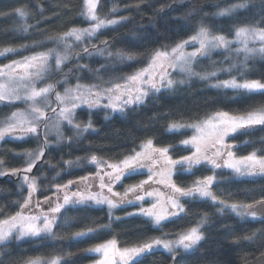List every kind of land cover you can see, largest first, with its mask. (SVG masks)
Masks as SVG:
<instances>
[{
	"label": "snow or ice",
	"instance_id": "snow-or-ice-1",
	"mask_svg": "<svg viewBox=\"0 0 264 264\" xmlns=\"http://www.w3.org/2000/svg\"><path fill=\"white\" fill-rule=\"evenodd\" d=\"M84 2L85 11L82 14L89 21L88 27H72L61 34L49 36L48 39L54 41L56 47L0 64V103L10 106L16 101H23L27 105L25 110L17 109L0 119V141L5 138L25 140L42 137L38 150L26 153L28 160L25 166L22 169H11V174L20 178L19 195L23 199L22 202H13L18 208L14 214L4 216L3 210L0 209V217H3L0 218V249L13 240L63 239L64 237L54 229L66 226L67 211L78 207L106 206L109 224L75 231L72 238L77 240L93 237L95 233L111 228L113 221L133 216L142 217L154 229L160 230L164 223L175 222L187 215L182 202L184 200L210 202L219 206L220 213L228 210L237 217L264 223V198L250 204L229 203L212 190L219 182L217 170L229 169L239 177H264V155L258 154L264 152V148L254 149L247 155H237L235 149L239 146L228 143V140L236 138L237 133L247 132L255 126H264V108L245 114L216 110L206 113L203 118L173 121L168 124L169 133L183 134V131L188 129L192 132L178 145L157 146L152 138H148L141 141L138 149L133 148L118 161L92 154L84 160L88 165L95 167V172L79 176L76 180H68L67 183H56L52 186L55 191L51 196L45 195L42 200L37 198L38 179L30 174L44 157L45 150L50 147V132H55L57 143L65 138L61 130L65 123L77 137H82L90 131L95 132L91 120L92 110H110L111 113L124 115L126 110L144 105L150 96L161 93L162 90L170 91L193 77L206 81L214 80L215 83L209 86L216 89L264 93V82L261 80L245 79L241 82L236 76L218 79L220 73L230 74L233 70L246 69L248 61L257 56L264 58V3L261 5L259 19L254 23L234 26L230 36L222 31H213L201 23L187 38L171 44H161L147 53H136L124 48L113 50L107 40H101V46L91 43L99 32L121 23V20L99 16L98 0ZM246 9H249V0H240L220 8L214 15L232 16L238 10ZM115 11L117 9L114 7L113 12ZM16 12L21 18L28 16L23 9H17ZM29 28L30 26L24 23L20 31L27 33ZM77 47L80 48L79 52L74 51ZM18 51L15 47L0 48V57ZM214 52L227 53L224 57V60L229 62L227 67L223 66L224 61H220V66L217 67V61L210 59ZM81 53L89 58L99 56L117 63L137 61L139 57L144 56V66L130 74L116 75L106 80L101 72H108L109 68L115 67L114 63L101 64L98 68L77 64L76 69L91 73L95 82H82L83 78L76 76V83L72 84L69 81L72 69L63 73V68L73 58H83ZM204 59L210 60L212 70L197 71L200 61ZM53 71L62 73L63 79L54 83L46 82ZM175 75L184 78L177 80ZM58 85L63 86V92L57 90ZM53 95L54 101L51 99ZM82 108H87L89 113V119L83 123L77 120V110ZM105 119H109V115L106 114ZM253 143L244 141V146ZM260 143L264 144V138ZM181 147L189 154L174 158L172 152ZM81 159L77 157L75 161L64 163L71 168L79 166ZM2 167L3 161H0V168ZM201 168L212 174L197 177L187 186H181L173 179L174 176H195L196 171ZM141 173L146 174L147 179L124 185L123 192L116 190V186L122 185L125 179ZM5 174L0 171V176ZM59 174L57 172V176ZM127 205L136 206L137 211L126 213L124 217L113 215L115 209ZM207 221L208 216L204 214L195 226L177 233L175 239H169L168 234L163 233L161 236L148 237L127 246H120L118 240L113 237L85 249V253L99 257L94 264H143L145 256L162 250L171 255L175 264L178 251H192L204 239L201 229ZM2 254L3 252H0V255ZM72 255L70 252L61 253L47 260L37 257L29 259L26 264H66L65 257ZM256 264H264V252L257 258Z\"/></svg>",
	"mask_w": 264,
	"mask_h": 264
},
{
	"label": "trees",
	"instance_id": "trees-1",
	"mask_svg": "<svg viewBox=\"0 0 264 264\" xmlns=\"http://www.w3.org/2000/svg\"><path fill=\"white\" fill-rule=\"evenodd\" d=\"M240 0H100L98 15L110 19L121 20V23L107 28L93 39L94 44L100 45L101 40H107L113 50L124 48L136 53H147L158 48L161 44H171L177 40L187 38L201 24L204 23L213 31H222L231 35L234 26L254 23L259 19L261 5L264 0H249V9L239 10L232 16L218 17L214 13L220 8L228 7ZM117 11L113 12V8ZM84 0H0V48L15 47L19 51L0 57V64H7L11 60L21 59L34 52L46 51L53 48L54 41L49 36L61 34L72 27L84 28L88 22L83 16ZM23 9L28 13L26 18L18 16L16 10ZM254 13L256 15H254ZM27 23L30 28L27 33L20 31ZM21 45H31L22 48ZM219 54H213L211 60L216 61ZM144 56L137 61L117 63L107 61L104 57L94 56L70 60L63 68L68 73L69 81L76 83V76L82 77V82H95L93 75L87 71H78L77 64H88L98 68L101 64L114 63L115 67L108 72H101L107 80L112 76L130 74L143 67ZM212 70L210 60L200 61L198 71ZM239 77L246 80H261L264 82V58H254L248 61L247 68L239 73ZM63 79L62 73L54 72L48 80L52 83ZM196 78V77H195ZM206 80L192 79L187 85L163 91L149 97L142 106L126 110V114H116L105 119L103 111H92L91 120L95 132L84 133L77 137L75 132L64 128L66 142L50 146L34 170L38 179L39 190L37 198L51 196L56 183H67L79 176L95 172V168L88 165L85 157L92 154L109 160L118 161L133 148L138 149L141 141L148 138L154 140L157 146L168 144L178 145L182 139L191 135L190 132L169 133L168 124L173 121H191L203 118L206 113L216 110L228 111L234 114H245L259 108H264V93L237 92L229 89L210 88ZM60 91V90H59ZM23 109L21 104H0V119L9 116L11 112ZM88 110L79 109L77 120L87 122ZM68 138H71L69 141ZM264 138V126H255L247 132L236 134L231 143L238 145L237 155H247L254 149L264 148L261 139ZM244 141H253L244 146ZM41 144L37 138L13 140L6 138L0 144V161L3 169L11 174V169H22L26 164V153L36 151ZM182 147L172 152L174 158L188 155ZM258 154L264 155V152ZM82 158L79 166L71 168L65 161H75ZM59 172V176H57ZM207 169L197 170L195 176H174V180L181 186H187L197 177L211 175ZM55 177V179H53ZM139 175L125 179L124 185L136 183ZM0 209L4 216L14 214L18 208L13 203L23 197L19 195V178L14 175L0 177ZM218 183L213 186V192L229 203H254L264 198V177L257 179H237L234 174L226 170H218ZM121 190V189H119ZM26 196V190H24ZM187 215L175 222L164 223L160 230H156L142 217L133 216L121 221H113L111 228L101 230L93 237L73 239L72 233L86 227L109 224L108 212L105 208L78 207L67 211L68 224L54 229L63 239H34L14 241L0 249L2 264H26L29 259L37 257L47 260L61 253H72L65 257L66 264H89L96 257L85 253V249L97 243H103L115 237L120 246H127L148 237L161 236L167 233L169 239H175L176 234L195 226L204 214L208 221L201 231L204 239L197 248L190 252L178 251L175 264H244L264 252V223L252 221L250 218L237 217L231 211H218V205L199 200L184 201ZM47 205H45L46 207ZM127 208L117 211L123 215ZM3 218V217H0ZM255 234V235H254ZM252 237V239H247ZM173 259L164 251H155L145 256L143 264H171Z\"/></svg>",
	"mask_w": 264,
	"mask_h": 264
},
{
	"label": "rangeland",
	"instance_id": "rangeland-1",
	"mask_svg": "<svg viewBox=\"0 0 264 264\" xmlns=\"http://www.w3.org/2000/svg\"><path fill=\"white\" fill-rule=\"evenodd\" d=\"M99 2H100V0H98V4H99ZM98 4H97V9H98ZM84 11H85V2H84V8H83V13H84ZM239 11V10H238ZM97 14H98V11H97ZM84 16V15H83ZM85 18V17H84ZM87 21V20H86ZM88 22V26H89V21H87ZM87 26V27H88ZM111 27H113V26H111ZM110 28V27H109ZM105 30V29H104ZM104 30H102V31H104ZM101 31V32H102ZM101 32H99V33H101ZM98 33V34H99ZM94 39V38H93ZM93 39H92V41H91V43L93 42ZM53 47H56V44L53 46ZM190 50V49H189ZM74 51H76V52H79L80 51V48L79 47H77V48H75L74 49ZM213 54H219V56L217 57V59H216V61H217V67H219L220 66V64H219V62L220 61H224V67H227L228 66V61H226V60H224V57H225V55H227V53H221V52H214ZM212 54V55H213ZM81 55H82V57H83V53H81ZM86 56V55H85ZM255 58H260V57H255ZM76 59V58H75ZM254 59V58H253ZM19 60V59H18ZM252 60V59H251ZM53 65H54V61H53ZM197 70V69H196ZM243 70L244 69H241V71H236V70H233L232 71V73H230V74H228V73H220L219 75H218V79H221V80H224V79H229V78H231V76H236L241 82H243V80H245V79H242V78H240L239 77V73H241V72H243ZM198 71V70H197ZM53 73H54V71L52 72V74H51V76L53 75ZM51 78V77H50ZM175 79H177V80H179V79H182V78H184V77H182V76H180V75H175V77H174ZM192 79H196L195 77H193V78H191L190 80H188L185 84H180V85H177L176 87H180V86H184V85H187ZM62 80V79H61ZM46 82H48V83H51V82H49L48 80L46 81ZM52 83H54L53 82V78H52ZM208 83V85H210L211 83H215V81L214 80H212V81H208L207 82ZM40 86H42V85H40ZM175 87V88H176ZM210 87V86H209ZM210 88H212V87H210ZM213 89H216V88H213ZM57 90H60L61 92H63V86H61V85H58V88H57ZM230 90V89H229ZM163 91H168V90H162L161 92H163ZM159 93H157V94H155V95H158ZM152 96H154V95H152ZM152 96H150V97H152ZM51 99L54 101L55 100V97H54V95L51 97ZM16 104H21L22 105V107H23V109H20V110H25L26 108H27V105L23 102V101H16L15 102ZM1 104V103H0ZM55 106V105H54ZM82 109H85V110H87V108H82ZM79 110V109H78ZM77 110V111H78ZM92 111H103L104 112V114H107V115H109V117H112L113 115H116V114H118V113H111L110 112V110L108 111V112H106L105 110H103V109H97V110H92ZM49 115H51V113H49ZM65 127H68L67 125H66V123L65 124H63L62 125V128H61V130L63 131V133H64V128ZM184 131H186V132H190L191 134H192V132H191V130L190 129H188V130H184ZM238 134V133H237ZM65 137V136H64ZM31 138H35V137H31ZM6 139V138H5ZM27 139H29V138H27ZM48 139H49V142H50V146H55V145H59V144H61V143H63V142H66L67 140H66V138H64L61 142H59V143H57V141H56V134H55V132L53 131V132H50V134H49V137H48ZM26 140V139H25ZM39 140H42V137H41V139H39ZM233 139H230V140H228V143H231V141H232ZM3 141V140H2ZM2 141H0V144L2 143ZM233 144V143H232ZM38 150V149H37ZM36 150V151H37ZM47 150V149H46ZM36 151H34V152H36ZM27 160H28V157H27V155H26V162H27ZM37 165H38V163H37ZM36 165V166H37ZM36 166L33 168V171H32V173L30 174V175H34L33 173H34V170H35V168H36ZM92 167H94V166H92ZM95 168V167H94ZM224 170H226V171H229V172H231L232 173V171L231 170H229V169H224ZM0 171H4L5 173H6V171L3 169V168H0ZM218 171V170H217ZM7 175V173L5 174V175H3V176H6ZM12 175V174H11ZM139 175V177L136 179V181L138 182V181H140V180H143V179H147V175L146 174H144V173H141V174H138ZM3 176H0V177H3ZM16 178L18 177L19 178V176H15ZM234 177L235 178H237V179H257V178H263V177H261V176H255V177H251V176H249V177H239V176H236L235 174H234ZM173 179H174V177H173ZM19 183H21V181H20V178H19ZM124 183V182H123ZM123 185V184H122ZM122 185H117L116 186V190H118V191H121V192H123V190H124V188H123V186ZM75 186H73V188H74ZM119 189H121V190H119ZM26 190V189H25ZM26 195H27V191H26ZM185 201V200H184ZM184 201H182L183 203H184ZM145 206H148L147 204H145ZM47 207V206H46ZM45 207V208H46ZM103 208H105L106 210H107V207L105 206V207H103ZM122 208H127L128 209V211H126L123 215H118L117 214V211L119 210V209H122ZM122 208H117V209H115L114 210V213H113V215L114 216H120V217H124L125 216V214L126 213H130V212H135V211H137V208H136V206H133V205H127V206H124V207H122ZM107 212H108V210H107ZM26 240H34V239H24V240H21V241H26ZM14 241H16V240H13L12 242H14ZM17 242H20V241H17ZM198 246V245H197ZM197 246H196V248H197ZM195 248V249H196ZM194 249V250H195ZM158 251H162V250H158ZM181 251H183V250H181ZM193 251V250H192ZM165 252V251H164ZM185 252V251H184ZM188 252H190V251H188ZM177 254V253H176ZM89 255H91V256H94V257H96V259H98L99 257L96 255V254H89ZM95 259V260H96ZM94 260V261H95ZM94 261L93 262H91V263H89V264H94Z\"/></svg>",
	"mask_w": 264,
	"mask_h": 264
},
{
	"label": "water",
	"instance_id": "water-1",
	"mask_svg": "<svg viewBox=\"0 0 264 264\" xmlns=\"http://www.w3.org/2000/svg\"><path fill=\"white\" fill-rule=\"evenodd\" d=\"M1 179H3V178H0V180ZM259 257V256H258ZM257 257V258H258ZM257 258H255V259H253V260H251V261H249V262H247V263H244V264H256V260H257ZM171 264H174V262H172Z\"/></svg>",
	"mask_w": 264,
	"mask_h": 264
},
{
	"label": "flooded vegetation",
	"instance_id": "flooded-vegetation-1",
	"mask_svg": "<svg viewBox=\"0 0 264 264\" xmlns=\"http://www.w3.org/2000/svg\"><path fill=\"white\" fill-rule=\"evenodd\" d=\"M7 173V172H6ZM7 176H11V174L10 173H7Z\"/></svg>",
	"mask_w": 264,
	"mask_h": 264
}]
</instances>
